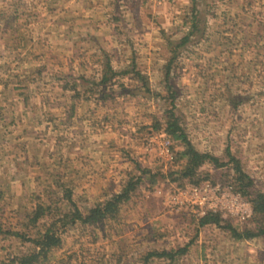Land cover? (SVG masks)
<instances>
[{"label":"rangeland","instance_id":"obj_1","mask_svg":"<svg viewBox=\"0 0 264 264\" xmlns=\"http://www.w3.org/2000/svg\"><path fill=\"white\" fill-rule=\"evenodd\" d=\"M191 4L0 0V258L28 247L6 230L21 229L36 200L65 207L68 191L84 210L137 176L114 218L73 223L52 255L63 264H140L148 250L185 244L147 264H264V236L236 239L168 207L163 193L179 164L145 148L170 109L194 148L220 161L229 149L251 189L264 192V0H194L197 27L177 45ZM105 60L115 74L101 84ZM131 67L140 77L121 73ZM180 147L172 138L173 151ZM200 169L230 183V164ZM226 221L251 225V217Z\"/></svg>","mask_w":264,"mask_h":264},{"label":"trees","instance_id":"obj_2","mask_svg":"<svg viewBox=\"0 0 264 264\" xmlns=\"http://www.w3.org/2000/svg\"><path fill=\"white\" fill-rule=\"evenodd\" d=\"M191 2L190 28L179 38L176 43L177 45L186 42L194 28L197 27L194 0H191ZM169 61L165 65L166 73L169 68ZM107 72H109L108 75ZM124 72H133L140 77V73L136 70L134 71L132 67L129 71H121V73ZM114 74L115 71L109 65V61L105 60L98 83H105ZM101 92L103 95H106L104 94V90ZM157 123L155 121L153 126L155 127ZM162 130L169 134L171 138L178 140L181 146L180 149L174 151V161L179 164L177 165V169L170 174L172 175L170 176V180L174 184L183 185L185 182L195 184L203 179H207L206 173L200 169L205 163H211L214 166L230 164L232 172L231 185L239 190L250 202L252 216L251 225L249 226L237 229L226 221V217L221 216L219 213L211 212H205L197 216V225L200 226L205 223L222 224L223 227L229 230L231 236L236 239L264 236V192L251 189L252 179L242 169L239 160L229 149H225L226 161H220L218 156L208 151H199L194 148L186 137L178 117L170 109L164 111ZM138 178L137 176L127 178L117 192L112 193L100 202L88 206L84 210H81L75 204L68 191H63L65 207L56 205L51 198H47L45 202L36 200L33 207L24 213L23 221L20 225L21 229L6 230V232L18 237L22 242H27L28 247L14 255L0 258V264H63L62 259L52 255V251L61 244V234L65 231V228L75 222L92 225L114 218L119 205L129 198ZM185 248L186 245L184 244L172 252L148 250L142 256L140 264H147V260L151 255H164L169 259H173L176 254L183 253Z\"/></svg>","mask_w":264,"mask_h":264},{"label":"built area","instance_id":"obj_3","mask_svg":"<svg viewBox=\"0 0 264 264\" xmlns=\"http://www.w3.org/2000/svg\"><path fill=\"white\" fill-rule=\"evenodd\" d=\"M146 1L160 4L166 0ZM145 148L152 149L166 163L174 162L172 138L164 131L149 133ZM163 202L172 209L188 210L196 216L205 212L219 213L239 223L247 221L252 215L249 200L230 183L222 180L203 179L195 184H174L163 193Z\"/></svg>","mask_w":264,"mask_h":264},{"label":"crops","instance_id":"obj_4","mask_svg":"<svg viewBox=\"0 0 264 264\" xmlns=\"http://www.w3.org/2000/svg\"><path fill=\"white\" fill-rule=\"evenodd\" d=\"M113 4H115V3H113V2L111 3V2H110V4H109V5H110V6H113ZM130 4H133V3H132V2H130ZM115 5H116V4H115ZM112 18L116 19V17H115V16H113Z\"/></svg>","mask_w":264,"mask_h":264}]
</instances>
